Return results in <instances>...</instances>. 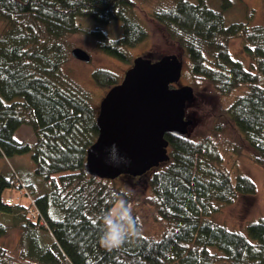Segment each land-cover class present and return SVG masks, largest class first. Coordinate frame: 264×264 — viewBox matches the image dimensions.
<instances>
[{
  "label": "trees",
  "instance_id": "trees-1",
  "mask_svg": "<svg viewBox=\"0 0 264 264\" xmlns=\"http://www.w3.org/2000/svg\"><path fill=\"white\" fill-rule=\"evenodd\" d=\"M170 2L150 16L188 61V75L206 82L219 97L243 90L220 112L221 126L201 141L188 133L165 135L169 160L142 175L150 189L143 202L154 208L166 230L148 237L133 215L138 236L106 250L99 243L100 216L114 198L127 200L123 189L141 176L106 180L85 173L86 152L97 137V111L89 93L62 72L69 55L64 39L81 32L82 17L100 26L119 21L117 39L100 29L91 35L101 51L124 61L125 48L140 43L147 31L135 17L132 0H0V157L29 153L34 174L47 186L37 195L34 181L24 173H0L5 221L0 222V238L18 226L27 235L23 259L33 264H264V218L244 232L213 220L238 196L255 194L249 178L232 177L223 166L228 153L238 152L236 141H243L252 161L264 168V25H249L251 11L244 22L226 24L224 12L232 0H220L217 9L209 0ZM237 37L248 66L228 51V40ZM91 77L109 89L119 83L105 68L94 69ZM22 126L31 129L33 143L14 137ZM226 128L237 135L222 137ZM19 180L33 203L8 205L3 192L20 191ZM45 228L51 232L50 245L39 240ZM11 257L0 247V264H12Z\"/></svg>",
  "mask_w": 264,
  "mask_h": 264
},
{
  "label": "rangeland",
  "instance_id": "rangeland-1",
  "mask_svg": "<svg viewBox=\"0 0 264 264\" xmlns=\"http://www.w3.org/2000/svg\"><path fill=\"white\" fill-rule=\"evenodd\" d=\"M132 1L136 6L135 17L145 27L147 36L137 45L125 48L127 58L124 61L101 51L98 47L97 39L91 35V32L100 29L107 38L117 39L121 33V23L119 21L114 20L104 26H100L92 19L82 17L79 18L81 32L67 35L64 39L65 48L69 55L66 63L61 68L62 72L89 93L91 106L97 112L99 104L108 92L109 87L97 86L93 82L91 74L94 69H108L117 76V80L120 82L131 66L133 59L138 56L151 59L152 61H156L165 55H176L183 58L180 49L168 40L164 28L150 16L154 10L165 5L167 7L170 6V0ZM232 1L231 8L224 12L226 24L244 22L247 13L251 11L249 25H264V0ZM219 5L220 0H209V6L217 9ZM130 14L132 15L133 13ZM74 48H81L86 51L90 56V60L82 62L72 58L70 51ZM227 48L233 59H239L245 66H248L249 58L243 53L241 38L237 37L228 40ZM179 85H188L194 90V99L186 107V118L191 119L193 122L192 126L189 127L187 136L196 141H201L206 136L211 135L214 126H221L219 124H222L223 121L219 118L220 112L243 90L237 89L232 94L223 97L214 95L212 88L206 82L195 80L188 75V61L186 58L182 60V73ZM225 130L228 134H224L222 137H235L237 135L232 128H226ZM14 137L19 141L28 143H33L34 141L33 133L28 126L20 127L15 132ZM236 142L235 148L238 152L228 153L223 159V166L230 172L232 177L243 175L249 178L254 183L255 194L238 196L232 203L224 205L218 214L213 216V220L227 229L244 232L250 223L264 218V168L252 161L249 150L243 141ZM8 169L14 173L17 171L24 173L29 179H32L37 195L44 194L47 191V186L39 181L34 174V166L29 153L17 155L13 158L0 157V173H6ZM143 178L144 176H141L139 178L141 180L133 181L136 184L129 183L123 190L132 206L133 215L139 221L142 233L148 237L157 238L167 227L159 219L154 208L143 202L144 198L150 195L146 179ZM116 183L120 188L122 187L119 179L116 180ZM110 186L115 187L114 184ZM23 194V191H9L7 192L8 200L12 203L20 202L24 200L22 199ZM33 197H31V201L28 200L30 203H33ZM2 220L4 218L0 216V222L3 224L5 221L2 222ZM38 234L40 242L44 245L53 243L51 232L48 229L45 228V230L39 231ZM22 235L24 236L21 237ZM26 237L27 235L21 234L20 228L16 226L0 238V247L13 255L11 257L12 264H33L29 258L23 259L21 257L27 251L28 242Z\"/></svg>",
  "mask_w": 264,
  "mask_h": 264
},
{
  "label": "water",
  "instance_id": "water-1",
  "mask_svg": "<svg viewBox=\"0 0 264 264\" xmlns=\"http://www.w3.org/2000/svg\"><path fill=\"white\" fill-rule=\"evenodd\" d=\"M72 58L90 60L81 48ZM182 59L165 55L156 61L136 57L119 84L101 100L96 116L97 137L86 152L84 171L99 179L139 177L169 160L165 135L184 137L192 125L185 108L194 99L191 86L179 85ZM121 157L118 166L108 162Z\"/></svg>",
  "mask_w": 264,
  "mask_h": 264
},
{
  "label": "clouds",
  "instance_id": "clouds-1",
  "mask_svg": "<svg viewBox=\"0 0 264 264\" xmlns=\"http://www.w3.org/2000/svg\"><path fill=\"white\" fill-rule=\"evenodd\" d=\"M108 162L118 166L120 163L127 164L129 161L123 157L119 160H113L109 155ZM99 224L102 231L99 243L106 250L117 249L127 240L135 238L139 234L132 206L123 198L113 199L112 206L100 216Z\"/></svg>",
  "mask_w": 264,
  "mask_h": 264
},
{
  "label": "built area",
  "instance_id": "built-area-1",
  "mask_svg": "<svg viewBox=\"0 0 264 264\" xmlns=\"http://www.w3.org/2000/svg\"><path fill=\"white\" fill-rule=\"evenodd\" d=\"M22 190H23V189H22ZM6 203H7L8 205H10L11 202H10V201H7Z\"/></svg>",
  "mask_w": 264,
  "mask_h": 264
}]
</instances>
